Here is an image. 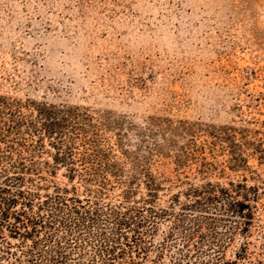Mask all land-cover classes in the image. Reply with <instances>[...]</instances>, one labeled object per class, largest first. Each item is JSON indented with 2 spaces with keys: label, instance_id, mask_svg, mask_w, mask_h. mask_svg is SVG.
<instances>
[{
  "label": "rangeland",
  "instance_id": "1",
  "mask_svg": "<svg viewBox=\"0 0 264 264\" xmlns=\"http://www.w3.org/2000/svg\"><path fill=\"white\" fill-rule=\"evenodd\" d=\"M41 105L70 109L72 165L54 163ZM18 164L32 207L12 210L66 264H98L113 212L134 210L143 264H264V0H0V188ZM209 186L250 210L188 208ZM56 194L53 221L38 204Z\"/></svg>",
  "mask_w": 264,
  "mask_h": 264
},
{
  "label": "trees",
  "instance_id": "2",
  "mask_svg": "<svg viewBox=\"0 0 264 264\" xmlns=\"http://www.w3.org/2000/svg\"><path fill=\"white\" fill-rule=\"evenodd\" d=\"M69 110L65 107L57 108L48 105H41L37 109L42 133L55 142L54 146L57 151L56 156L53 158L55 164H73L67 154L61 151L63 146L61 141L62 129L66 120L60 117L69 115ZM15 168L22 172H17L12 177H5V182L10 185L6 184L0 188V264H66V257L60 251V243H57L53 237L46 238L43 241L44 244L34 240L38 234L36 225L40 224L41 221L37 220L36 222L27 217L25 209L17 212L12 210L19 201L18 199L23 200V207H32L29 199L32 194L18 189L24 183V179L19 173H24L27 169L22 164H18ZM69 172L73 173L74 170L69 169ZM230 186L232 187V185ZM11 187L15 189L14 194L10 191ZM237 187L239 190L242 189L240 185ZM212 191L211 186L193 190L192 193L197 197V201L188 205V208L205 210L209 207L221 205L224 212L236 215H244L245 210H250L249 200L246 196L242 195V199L238 200L231 194L229 189H217V195L213 194ZM235 193L238 194L239 191ZM66 205V202L56 194L53 198L46 197L43 202H40L38 210L49 207L51 218L56 221V214L61 212L62 207H67ZM134 211H136V216L133 218L129 216L128 211L125 214L117 211L113 212L111 220L116 227L114 228V236L111 239L103 237L97 245L98 264H143L146 261L148 247L143 242L139 231L145 222L139 221L135 223L134 220L140 216L141 211ZM77 212L78 209L75 207L69 211L70 215H76ZM239 217L244 218V216ZM10 219L13 220L12 224L9 222ZM131 226L135 227V229L132 230L133 237L130 240L121 231L122 229H130ZM3 228L8 231L11 238L17 239L19 242L14 245L7 242L2 236ZM26 241H30V245H26ZM126 255H130L127 261L124 260ZM179 257L172 261L173 264L184 263L183 259H185V256L179 255ZM136 259L139 261H136Z\"/></svg>",
  "mask_w": 264,
  "mask_h": 264
}]
</instances>
